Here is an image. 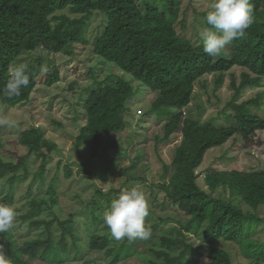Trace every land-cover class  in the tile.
Returning <instances> with one entry per match:
<instances>
[{
	"label": "trees",
	"instance_id": "16d2710c",
	"mask_svg": "<svg viewBox=\"0 0 264 264\" xmlns=\"http://www.w3.org/2000/svg\"><path fill=\"white\" fill-rule=\"evenodd\" d=\"M180 0H0V88L9 78L10 66L24 52L38 48L50 53H69V47L86 43L85 32L88 17L99 12L104 26L93 43V53L112 62L120 70L141 81L156 94L149 111L158 116L168 117L163 126V135L157 141H165L179 129L180 140L176 143L168 166L172 168L168 182L160 185L167 199L183 216L181 229L173 238L160 239L163 249L155 253L162 257L163 264H180L186 259L191 246L184 239L193 230L204 225L202 238L207 253L206 264H233L228 251L220 247L218 240L231 242L242 250L254 247L250 240L253 222L258 219L244 212L240 200L257 210L264 206V169L258 171L210 170L204 174L207 189L197 183L196 168L201 164L206 151L226 142L234 135L247 140L255 130L264 129V119L252 114L250 106L259 105L260 97L236 103L241 91L248 87L260 86L264 77V0H251L254 21L243 38L227 46L219 57H210L202 43L192 44L177 34L174 21L178 17ZM68 8L78 17L65 14L54 16L59 10ZM68 46V47H67ZM30 74V83L22 88L18 97L7 98L0 94V105L15 106L26 102L36 85V78L44 66L40 56L32 57L25 63ZM234 66L242 68L239 82L230 73L233 90L228 104L234 111L235 124L217 127L213 119L199 121L182 116V109L190 103L195 82L208 73H218L216 85H220L223 73ZM59 70L53 65L48 68L45 84L50 86L59 80ZM131 83L121 78H106L86 94L83 108L84 124L74 139V146L88 148L96 155L104 136L121 131L125 127L126 102L132 96ZM16 143L26 148V153L0 149L15 155V161L0 156V180L6 178L7 192L0 196V203L12 204L13 187L20 177L18 172L25 168L30 155L40 158L37 170L43 177L47 159L55 144L44 136L39 127H31L17 133ZM168 166L163 164L166 174ZM66 177L70 172L65 173ZM218 188L227 190L231 198L216 195ZM44 202L36 198L29 201V209L20 215L28 221L38 214ZM70 221V220H69ZM57 222L59 245L66 250L67 221L56 217L34 219L32 226H43L45 238L35 237L19 243L10 231L0 234V244L7 253L10 264H34L38 250L48 249L51 242L50 225ZM155 230L157 224H152ZM174 228L169 229L173 232ZM109 244L107 237L92 235L89 249L103 250ZM183 248L176 256L168 251L176 246ZM195 256L200 253L192 250ZM252 253V252H251ZM258 259H264V251L253 252ZM115 253L113 260H117ZM193 260V259H192ZM195 260V259H194ZM191 262L187 260V264ZM51 264L50 262H37ZM256 264H264L259 260Z\"/></svg>",
	"mask_w": 264,
	"mask_h": 264
},
{
	"label": "rangeland",
	"instance_id": "374dc122",
	"mask_svg": "<svg viewBox=\"0 0 264 264\" xmlns=\"http://www.w3.org/2000/svg\"><path fill=\"white\" fill-rule=\"evenodd\" d=\"M212 0H180L178 17L174 28L178 35L192 44L202 43L198 32L206 24V13ZM65 14L71 18L68 8L56 11L54 16ZM104 19L101 13L93 12L88 17L85 32L86 43H77L69 47V53H50L43 49L24 52L17 63H27L32 57L44 59V66L36 78V85L29 99L20 105H0V116H7L13 127L0 126V143L4 149L17 155L26 153V148L16 143L18 132L39 127L44 136L55 144L47 159L43 177L37 173L40 158L30 155L20 177L13 187V205L17 212L14 228L10 230L13 238L21 243L35 237L45 238L43 226H32L34 219H50L53 216L60 221H67L66 250H62L59 241V227L53 222L49 230L51 242L48 249L38 250L37 262L51 264H163V259L155 253L163 249L160 239L173 238L180 230L179 222L183 216L160 189L167 183L172 168L169 165L171 155L181 136L179 129L168 140L157 141L163 135L164 123L168 117L158 116L149 108L156 94L141 81L129 73L120 70L93 53V43L102 27ZM68 47V46H67ZM57 66L59 80L47 86L45 77L50 66ZM242 68L234 66L223 73L222 83L216 85L218 73H208L199 78L193 87L190 103L182 109V116L205 121L213 119L217 127L235 124L234 111L228 104L233 90L230 86V73L236 76V83ZM121 78L132 85V96L127 100L124 113L125 127L121 131L104 136L96 155L84 146L75 147L74 139L85 121L83 103L88 91L106 78ZM260 97L259 105L250 106V112L264 119V77L260 86L248 87L241 91L236 103ZM0 156L5 160L15 161V155L0 149ZM163 164L168 166L165 174ZM258 171L264 169V129L255 130L247 140L240 135L230 137L226 142L206 151L201 164L196 168L197 183L207 189L204 174L210 170ZM70 172L66 177L65 173ZM139 186L144 191L149 203V216L146 224H157L151 238L146 241L129 242L126 238L116 241L110 230L103 223V213L110 202L117 198L121 189ZM6 178L0 180V196L7 192ZM208 190V189H207ZM216 195L231 198L227 190L218 188ZM32 198L42 200L44 204L38 214L28 221H22L20 215L29 209ZM241 205L244 212L253 214L254 220L250 240L254 247L242 250L231 242L218 240L217 244L229 252L233 264H256L259 260L253 253L264 251V206L257 210L245 205L239 197L232 198ZM70 220V221H69ZM204 225L187 234L185 243L191 246L186 259L180 264H206L207 253L204 248L202 233ZM174 228L169 232V229ZM92 235L104 236L109 240L106 249L92 250L88 247ZM179 245L168 251L170 256L180 253ZM200 254L195 256L193 251ZM252 252V253H251ZM118 255L113 260L114 254ZM193 259V260H192ZM195 259V260H194Z\"/></svg>",
	"mask_w": 264,
	"mask_h": 264
},
{
	"label": "clouds",
	"instance_id": "9594fccd",
	"mask_svg": "<svg viewBox=\"0 0 264 264\" xmlns=\"http://www.w3.org/2000/svg\"><path fill=\"white\" fill-rule=\"evenodd\" d=\"M206 24L198 32L204 52L210 57H219L225 48L237 39L243 38L254 21L251 0H212L206 13ZM30 83V74L24 63H17L9 70V78L0 88V94L7 98L21 95L22 88ZM0 126L13 127L7 116H0ZM18 212L7 203H0V234L14 228ZM149 203L139 186L121 189L103 213V223L116 241L125 238L129 242L146 241L151 238V226L146 224ZM0 264H10L3 245L0 244Z\"/></svg>",
	"mask_w": 264,
	"mask_h": 264
}]
</instances>
